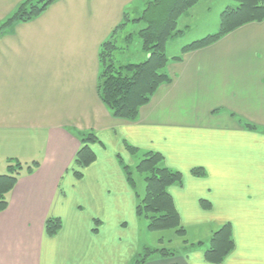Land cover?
Segmentation results:
<instances>
[{
    "label": "crops",
    "instance_id": "obj_1",
    "mask_svg": "<svg viewBox=\"0 0 264 264\" xmlns=\"http://www.w3.org/2000/svg\"><path fill=\"white\" fill-rule=\"evenodd\" d=\"M151 1L57 0L0 31V173L32 163L0 213V264H131L147 241L135 214L141 194L124 168L148 152L182 176L168 192L184 235L196 232L189 245L229 224L234 250L220 264H264V21L170 61V82L137 119L116 120L98 97L97 55L117 25L125 23L116 37L143 24L129 19ZM20 2L0 0V21ZM127 49L124 62L144 60ZM85 134L96 137L94 162L77 177ZM48 218L61 223L51 237ZM189 249L155 263L209 264L205 248Z\"/></svg>",
    "mask_w": 264,
    "mask_h": 264
},
{
    "label": "trees",
    "instance_id": "obj_2",
    "mask_svg": "<svg viewBox=\"0 0 264 264\" xmlns=\"http://www.w3.org/2000/svg\"><path fill=\"white\" fill-rule=\"evenodd\" d=\"M57 0H26L21 3L13 15L0 26V31L11 24L27 23L40 16L49 6ZM198 0H153L146 4L145 9L138 17V22L145 26L139 30V39L142 41V52L148 56L145 62L129 64L123 68H115L111 63L110 52L114 49V39L118 31L125 25L119 24L112 31L111 37L101 45L98 56L100 72L97 78V91L100 102L112 114L116 120L126 122L135 121L142 106L148 104L153 94L161 86L170 82L166 73L169 60L166 57L165 47L167 41L181 34L176 30V24L181 13H185L197 3ZM238 4L235 8H227L220 13L218 31L214 34L192 42L180 51V55L174 56L170 61H179L186 52L197 51L209 47L223 36L239 29L249 23L264 21V0H234ZM36 2V3H34ZM182 12H179L182 9ZM182 15V14H181ZM125 72V73H124ZM124 73V74H123ZM247 130H255L250 123L240 121ZM96 143V137L85 134L80 149L75 156L74 164L78 169L75 172L80 177V170L87 168L94 161V154L90 145ZM132 152L133 147L126 146ZM163 158L157 152H148L136 166L135 170L144 176V199L135 208V214L143 217L148 232L174 230L179 237L184 236V228L179 225V217L176 214L174 204L168 192L172 186H180L182 176L171 169H166L160 164ZM15 167L9 165L7 173L0 175V213L6 210L7 194L15 186L21 166L15 163ZM16 168V169H15ZM31 167L27 168L30 172ZM127 170L124 168V171ZM126 172V171H125ZM195 177H203V170H193ZM126 181L133 186V182L126 172ZM61 228L58 219L48 218L44 224L45 234L54 236ZM206 243L188 245L191 249L204 250L203 260L209 264H220L234 250V241L231 225H223L214 232ZM182 249H189L187 241ZM203 247V248H202ZM189 249V250H190ZM147 248L137 254L133 263L139 256L147 257ZM182 252V250H181ZM166 258V257H164Z\"/></svg>",
    "mask_w": 264,
    "mask_h": 264
},
{
    "label": "rangeland",
    "instance_id": "obj_3",
    "mask_svg": "<svg viewBox=\"0 0 264 264\" xmlns=\"http://www.w3.org/2000/svg\"><path fill=\"white\" fill-rule=\"evenodd\" d=\"M25 1L26 0H21V2L17 5L15 10L10 15L6 16L2 21H0V26L3 25L5 23V21L13 15V13L17 10V8L20 6V4L25 2ZM36 2H37V0H36ZM36 2H34V3H36ZM237 5L238 4H236V2L234 0H199V2L197 4L198 7L196 9L194 8V9L190 10V12H186L183 17H182L183 13H181L182 15L181 14L179 15V19H180V17H181V19L180 20L178 19L179 23H178V27L176 30L178 32H180L181 35L182 34L183 35L182 36H180V34L177 35L176 37H178V36H180V37L179 38L174 37V39H172L174 41H167V46L165 47V53L164 54H166V57L169 60V63H170V59L172 57L178 56L181 54L180 53L181 48H183L186 45H188L192 42H195L201 38H204V37L208 36L209 34H214L218 31L219 20H218V22H216V20L218 19V17H216V14H217V12H219V10L221 13L223 10L230 8V7L235 8ZM182 10H183V8L180 9L179 12H182ZM140 15L141 14H139L138 17ZM185 16H188L189 19L186 18ZM137 19L138 18L132 17L129 20H130V23L133 24V23H137V21H138ZM27 23H29V22H27ZM16 24H25V23H16ZM11 25H14V24H11ZM144 26H145L144 23L139 25L140 29H142ZM130 27L127 28V30L120 31V33H119L120 35H118L114 39L113 44L115 46H114V49L110 52V56H112L111 57V63H113V65L116 69L117 68H123L124 66H127L129 64H140L142 62H145L147 59V55H145L142 52V43H141L142 41L138 37L139 30H140L139 27H137V28H135L133 26H130ZM185 27H187V28H185ZM125 43L126 44L129 43L132 46L128 45L130 47H126ZM126 48H129V49H127V50H129V53L133 52V53H137L139 55V53L142 52V54L145 55L144 60H141L142 58H140V61L129 60L127 62L126 61L124 62V60L128 57L127 56L121 57L120 54L122 53V51H125ZM136 50H138V52H135ZM98 64H101L99 56H98ZM99 72H100V70H99ZM99 72H98V74H99ZM97 78H98V76H97ZM127 151L130 152L128 149H127ZM145 155L146 154H144V156ZM144 156L142 157V159L144 158ZM17 162L20 164V166L22 168L21 170L18 171L19 174L24 173L26 171V168L30 167L32 164L30 161H28V162L24 161V159H21V161H17ZM17 162L11 163L10 164L11 167H15V165H16L15 163H17ZM139 162H140V160L137 161L135 165H133L131 167H127L126 168L127 170H125L129 174V177L131 178V180L133 182V186H132L133 189L132 190L136 191V193L141 194L138 198L139 199L138 203L141 202L145 196V193H144L145 184L143 182L144 176L141 175L139 172H137V170H135V166ZM123 167H125V166H123ZM6 173H7V171L5 168L3 173H0V174H6ZM138 219H139L140 223H142V225L145 226L144 227L145 230L143 231V233L141 232L140 239L142 241L143 240L147 241L144 244L145 245L144 247L142 245L140 252L138 254L142 253L144 248H147L148 252H147L146 258L145 257L141 258V256H139L137 259H135L136 263H133V260H132L130 262L131 264H157V263H155V261H160L164 257L170 259L171 257L178 256V255L182 254L181 248L185 245L183 243L185 240L187 241V245H189V243H193L196 239V232L195 231L187 232V234L184 235L183 237H179L177 234H175L174 230L159 231V232H148L144 218L138 217ZM204 234H202V233L200 234L201 240H203L205 238Z\"/></svg>",
    "mask_w": 264,
    "mask_h": 264
}]
</instances>
